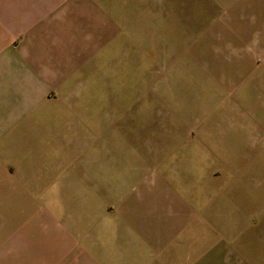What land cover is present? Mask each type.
Returning <instances> with one entry per match:
<instances>
[{
    "label": "crops",
    "instance_id": "0c3cea01",
    "mask_svg": "<svg viewBox=\"0 0 264 264\" xmlns=\"http://www.w3.org/2000/svg\"><path fill=\"white\" fill-rule=\"evenodd\" d=\"M158 1L0 0V84L17 95L18 81L31 100L17 101L0 128V187L53 193L46 206L28 203V221L19 195L3 264H264V154L257 169L248 158L240 175H227L225 201L214 200L220 172L200 171L195 185L208 196L187 201L168 174L122 171L119 156L103 152L106 138L90 158L86 131L90 113L106 109L107 66L121 72L155 39L162 47L154 32L176 10Z\"/></svg>",
    "mask_w": 264,
    "mask_h": 264
},
{
    "label": "rangeland",
    "instance_id": "374dc122",
    "mask_svg": "<svg viewBox=\"0 0 264 264\" xmlns=\"http://www.w3.org/2000/svg\"><path fill=\"white\" fill-rule=\"evenodd\" d=\"M169 4L176 11L168 27L154 32L164 40L162 47L155 39L136 65L123 66L121 72L107 66L99 88L106 109L90 113L86 131L90 158L97 157L99 148L102 152L106 138L103 152L119 156L122 171L168 174L171 188L187 201L208 196L207 187L195 185L200 171L220 172L214 183L222 191L214 200L225 201L227 175H240L248 158L255 159L257 169V154H264L259 143L264 138V0ZM16 91L9 95L0 84V128L13 120L17 101L18 106L31 103L18 81ZM74 171L78 176L71 181L77 184L87 163ZM20 194L28 221L33 211L28 203L46 206L53 193L6 194L0 187V264L7 244L4 231L22 217Z\"/></svg>",
    "mask_w": 264,
    "mask_h": 264
}]
</instances>
